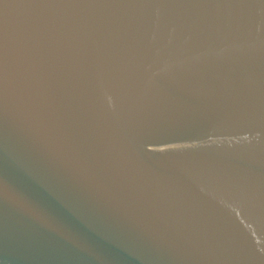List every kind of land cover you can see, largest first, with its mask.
<instances>
[{"label":"water","instance_id":"95a60500","mask_svg":"<svg viewBox=\"0 0 264 264\" xmlns=\"http://www.w3.org/2000/svg\"><path fill=\"white\" fill-rule=\"evenodd\" d=\"M0 264H264V0H0Z\"/></svg>","mask_w":264,"mask_h":264}]
</instances>
